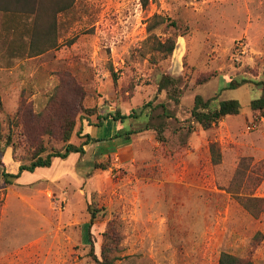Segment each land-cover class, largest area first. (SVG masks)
Returning a JSON list of instances; mask_svg holds the SVG:
<instances>
[{
    "label": "rangeland",
    "instance_id": "1",
    "mask_svg": "<svg viewBox=\"0 0 264 264\" xmlns=\"http://www.w3.org/2000/svg\"><path fill=\"white\" fill-rule=\"evenodd\" d=\"M155 15L177 28L166 20L149 32ZM13 27L0 12V173L61 149L67 118L75 144L120 126H94L97 115L148 101L189 124L196 94L264 78V0H74L58 15L57 47L31 57ZM150 34H174L172 54L155 53ZM162 74L179 78L177 103L157 89ZM259 93L251 83L221 92L239 114L193 125L183 144L144 131L90 141L10 185L0 177V264H94L91 209L97 256L108 226L117 234L113 264H217L222 251L264 264V114L249 108Z\"/></svg>",
    "mask_w": 264,
    "mask_h": 264
},
{
    "label": "trees",
    "instance_id": "2",
    "mask_svg": "<svg viewBox=\"0 0 264 264\" xmlns=\"http://www.w3.org/2000/svg\"><path fill=\"white\" fill-rule=\"evenodd\" d=\"M73 3L74 0H0V12L3 17L13 20L14 30L19 33L18 35L22 40H26L24 44V47L26 46V55L27 57H31L57 47L58 15L70 9ZM154 18L155 20L156 18L159 20L149 23L147 27L149 32L156 25L166 20L168 21V26L177 28L176 20H168L169 18L159 15H155ZM147 40H152L151 48L161 58L171 55L176 47V36L174 34H170L164 39H156L155 36L150 34ZM178 80V77L162 74L157 83V89L159 91L165 90L167 96L172 98L175 103L178 102V88L175 85ZM248 83L253 84L260 92L257 97L250 100L249 108L257 114H264V78H229L225 84L219 86L217 94L214 96L209 98H204L200 94L194 96L190 111L191 123L189 124L178 120L174 112L168 111L163 101L156 104L148 101L140 107L131 109L128 113H121L116 109L114 112L97 115L96 121L91 123L94 126L100 127L107 120L118 122L120 126L116 128L109 138H93L90 134L85 133L83 135L85 140L82 143L75 144L69 141L75 121L67 118L62 128L64 145L61 149L49 150L44 156L41 153L46 149H37L27 163L18 166L16 172H9L5 168H2L0 177L5 184L10 185L16 181L23 171H34L39 167H49L54 158L66 159L71 153L83 154L85 152L84 145L90 141L115 138L127 141L132 135L144 131H152L161 142L177 139L183 144L192 132L193 125H199L202 129L206 130L225 116L239 114L241 106L236 99H218V96L225 90L235 89ZM209 150L212 163H219L221 154L217 142H210ZM0 165L3 166L1 159ZM95 215L96 210L91 209L87 225V237L89 239L88 256L94 264H113L114 257L111 254L117 245V234L113 227L108 226L102 234L101 251L100 255L97 256L94 252L93 243L89 238L91 235L90 227L95 219ZM217 264H250V262L229 252L222 251L218 257Z\"/></svg>",
    "mask_w": 264,
    "mask_h": 264
},
{
    "label": "crops",
    "instance_id": "3",
    "mask_svg": "<svg viewBox=\"0 0 264 264\" xmlns=\"http://www.w3.org/2000/svg\"><path fill=\"white\" fill-rule=\"evenodd\" d=\"M106 122H108V125H109V123H110V124L113 123L112 120H109V121L107 120ZM106 122H105V123H106ZM101 137H103V136H101Z\"/></svg>",
    "mask_w": 264,
    "mask_h": 264
},
{
    "label": "bare ground",
    "instance_id": "4",
    "mask_svg": "<svg viewBox=\"0 0 264 264\" xmlns=\"http://www.w3.org/2000/svg\"><path fill=\"white\" fill-rule=\"evenodd\" d=\"M181 49V48H180Z\"/></svg>",
    "mask_w": 264,
    "mask_h": 264
}]
</instances>
